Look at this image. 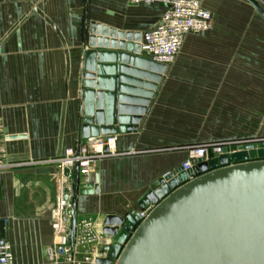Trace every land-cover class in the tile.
<instances>
[{
	"label": "crops",
	"instance_id": "0c3cea01",
	"mask_svg": "<svg viewBox=\"0 0 264 264\" xmlns=\"http://www.w3.org/2000/svg\"><path fill=\"white\" fill-rule=\"evenodd\" d=\"M264 4V0H258ZM211 30L190 34L135 132L100 162L99 194L77 218L125 216L180 168L192 146L264 137V17L246 0H205ZM162 4L129 0H0V144L12 162L55 159L82 138V78L91 24L142 36ZM142 57L152 60L142 53ZM62 175L50 167L0 174V221L14 264H50Z\"/></svg>",
	"mask_w": 264,
	"mask_h": 264
},
{
	"label": "water",
	"instance_id": "95a60500",
	"mask_svg": "<svg viewBox=\"0 0 264 264\" xmlns=\"http://www.w3.org/2000/svg\"><path fill=\"white\" fill-rule=\"evenodd\" d=\"M246 1L264 17V6ZM140 42V34L91 24L82 78L84 140L138 130L167 70L141 56ZM74 188L71 246L78 197L99 194V173L86 184L76 168ZM150 205L154 210L140 223L139 213ZM138 206L125 216H105L102 233L112 244L99 264H264V147L209 153L191 170L165 175ZM4 228L0 221V238Z\"/></svg>",
	"mask_w": 264,
	"mask_h": 264
},
{
	"label": "built area",
	"instance_id": "2783aa9c",
	"mask_svg": "<svg viewBox=\"0 0 264 264\" xmlns=\"http://www.w3.org/2000/svg\"><path fill=\"white\" fill-rule=\"evenodd\" d=\"M133 5L162 4L166 6L161 23L141 38V53L153 61L172 65L180 54L185 39L190 34H200L211 30L214 17L205 7V0H129ZM262 6L263 3L256 0ZM117 136H99L82 140L75 149L55 159L12 162L6 148L0 144V174L38 167H50L59 172L64 184L52 212L51 225L54 231V242L47 249L50 264H99L101 259L108 258L107 246L112 240L98 230V219L85 217L78 219L75 226L74 246H71L70 230L73 218V198L76 196L74 183L76 168L80 181L92 184L98 172V164L104 159L128 155L117 148ZM264 147V138L231 140L192 146L188 149V158L182 164L184 171L191 170L201 160H206L209 153L214 155H233L239 152H250ZM67 195V198H66ZM155 206L150 205L139 213L143 222ZM0 264H14V254L9 242L0 238ZM112 264H117L114 261Z\"/></svg>",
	"mask_w": 264,
	"mask_h": 264
},
{
	"label": "rangeland",
	"instance_id": "374dc122",
	"mask_svg": "<svg viewBox=\"0 0 264 264\" xmlns=\"http://www.w3.org/2000/svg\"><path fill=\"white\" fill-rule=\"evenodd\" d=\"M254 138H256V137H254ZM258 138H264V137H258ZM251 139V138H250ZM243 140H246V139H243Z\"/></svg>",
	"mask_w": 264,
	"mask_h": 264
}]
</instances>
